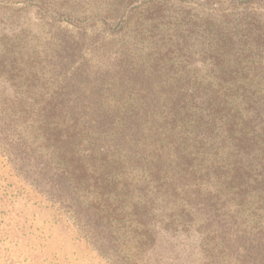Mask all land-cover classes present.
Listing matches in <instances>:
<instances>
[{
  "label": "rangeland",
  "instance_id": "rangeland-1",
  "mask_svg": "<svg viewBox=\"0 0 264 264\" xmlns=\"http://www.w3.org/2000/svg\"><path fill=\"white\" fill-rule=\"evenodd\" d=\"M71 76L102 84L108 106L142 100L136 78L195 85L220 111L209 132L199 111L212 140L198 154L213 167L167 180L163 150L145 162L131 148L103 159L87 142L62 144L44 102ZM63 165L103 179L115 244L104 256L53 193ZM230 166L251 185L264 177V0H0V264H240L209 223L214 195L246 240L264 232V185L232 196L219 185Z\"/></svg>",
  "mask_w": 264,
  "mask_h": 264
},
{
  "label": "trees",
  "instance_id": "trees-1",
  "mask_svg": "<svg viewBox=\"0 0 264 264\" xmlns=\"http://www.w3.org/2000/svg\"><path fill=\"white\" fill-rule=\"evenodd\" d=\"M133 73L127 71L128 77L138 74L135 71ZM123 75L124 73L121 76ZM114 76L117 74L114 73ZM71 78L72 76L67 79L66 84L63 81L57 85L53 90V98L44 102V108L53 104V137L60 139L62 144L80 145L87 142L100 152L103 159L120 155L124 148H131V155L145 162L147 158L157 162L161 158L160 151L163 150L166 157L170 158L164 165L160 164L161 167L168 168L167 180L172 177H177V181H182V178H200L208 172V168L213 167H204L203 157L198 154L205 150V141L212 140L200 129L201 125L206 124L202 122L199 111L207 118V132L212 131L210 127H214V121H217L213 113L220 111L217 102L208 95L200 96L201 92H198L195 85L171 84L165 83L166 80L156 79L138 83L136 78L137 84H145L135 89L136 94L143 97L140 98L142 100L130 103L134 98V95L130 97V94L115 102L116 104L108 106L100 88L102 84L98 85L99 87H94L95 83L89 82L88 85H82L80 82L68 84ZM121 82L124 81L121 79ZM149 106L150 109L146 110ZM137 107L141 111L135 110ZM230 130L229 126H225V134ZM237 150L240 152V147H237ZM77 151L75 150L74 154H77ZM116 157L119 159V156ZM108 162L107 169L112 173L116 170L115 159ZM67 168L68 166L63 165L62 172L55 174L53 193L58 204L65 208L69 217L75 219L78 226L80 225L79 229H84L87 237L98 241L100 255L104 256L115 244L109 228L111 223L108 215L104 214L110 210V205L107 200H102L104 194H101L103 188L100 187L103 179L92 177L97 183L95 181L90 185L82 180L85 176L82 169ZM218 169L228 171L219 185L231 192L232 196L242 194L245 187L257 188L264 185V177L257 179L258 181L254 180L255 184L251 185L247 183L249 176L238 172L234 167ZM238 179L241 180L237 183ZM106 182L108 183L107 179ZM167 186L168 184L166 189ZM111 187L112 190L116 189L117 183L112 182ZM93 190L99 196L95 195ZM214 198V211L218 210L219 213L214 212L209 223L218 224V236L225 244L224 251L240 254V264H264V232L255 230V234H248L246 240L233 237L231 226L226 228L231 215L227 219L222 212L228 208L226 201L220 202V194L214 195ZM235 214L237 215V212Z\"/></svg>",
  "mask_w": 264,
  "mask_h": 264
}]
</instances>
